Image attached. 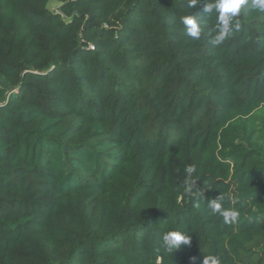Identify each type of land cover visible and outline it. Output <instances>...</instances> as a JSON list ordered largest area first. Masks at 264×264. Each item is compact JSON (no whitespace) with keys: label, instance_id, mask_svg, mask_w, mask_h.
I'll return each mask as SVG.
<instances>
[{"label":"trees","instance_id":"16d2710c","mask_svg":"<svg viewBox=\"0 0 264 264\" xmlns=\"http://www.w3.org/2000/svg\"><path fill=\"white\" fill-rule=\"evenodd\" d=\"M50 1L0 0V264H264V13L217 45L189 0Z\"/></svg>","mask_w":264,"mask_h":264},{"label":"clouds","instance_id":"9594fccd","mask_svg":"<svg viewBox=\"0 0 264 264\" xmlns=\"http://www.w3.org/2000/svg\"><path fill=\"white\" fill-rule=\"evenodd\" d=\"M251 3L252 7L259 12L264 13V0H189L188 7L196 8L200 4L204 5L206 13L216 14V26L218 31L213 37V43L222 45L230 38V33L235 25L238 29L239 25L235 22L246 6ZM181 23L184 25L186 34L193 39H200L202 36V27L199 18L195 15H185L181 17ZM186 174V193L193 197H205V190L209 188L205 185H198L199 177L194 174L197 172L195 166H187ZM208 208L211 213L218 214L223 217L225 224H236L240 218V210L236 208H228L223 204V197L216 196L215 198L207 199ZM198 206V205H197ZM192 241V236L181 230L167 231L162 235L161 247L168 252L178 250L182 245L189 246ZM202 264H221V258L215 254H209L204 257Z\"/></svg>","mask_w":264,"mask_h":264},{"label":"rangeland","instance_id":"374dc122","mask_svg":"<svg viewBox=\"0 0 264 264\" xmlns=\"http://www.w3.org/2000/svg\"><path fill=\"white\" fill-rule=\"evenodd\" d=\"M48 7L51 9V10H55L57 11L58 7H59V2L57 1H54V0H51L48 4Z\"/></svg>","mask_w":264,"mask_h":264},{"label":"water","instance_id":"95a60500","mask_svg":"<svg viewBox=\"0 0 264 264\" xmlns=\"http://www.w3.org/2000/svg\"><path fill=\"white\" fill-rule=\"evenodd\" d=\"M54 12H56V11L54 10ZM91 16H92V14H90V17L86 20V23L84 25V28H86L90 24Z\"/></svg>","mask_w":264,"mask_h":264},{"label":"built area","instance_id":"2783aa9c","mask_svg":"<svg viewBox=\"0 0 264 264\" xmlns=\"http://www.w3.org/2000/svg\"><path fill=\"white\" fill-rule=\"evenodd\" d=\"M91 47L93 48V45H91Z\"/></svg>","mask_w":264,"mask_h":264}]
</instances>
